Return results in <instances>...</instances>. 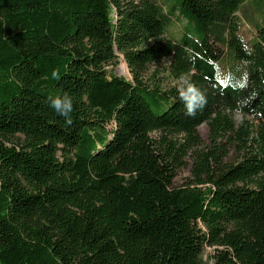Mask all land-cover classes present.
I'll list each match as a JSON object with an SVG mask.
<instances>
[{"label": "trees", "instance_id": "trees-1", "mask_svg": "<svg viewBox=\"0 0 264 264\" xmlns=\"http://www.w3.org/2000/svg\"><path fill=\"white\" fill-rule=\"evenodd\" d=\"M0 264H264V0H0Z\"/></svg>", "mask_w": 264, "mask_h": 264}, {"label": "clouds", "instance_id": "clouds-1", "mask_svg": "<svg viewBox=\"0 0 264 264\" xmlns=\"http://www.w3.org/2000/svg\"><path fill=\"white\" fill-rule=\"evenodd\" d=\"M180 102L184 105L186 115H195L196 111L206 104V97L190 82H184L178 88ZM49 106L61 117L66 124H71L73 101L69 94L64 93L49 99Z\"/></svg>", "mask_w": 264, "mask_h": 264}, {"label": "rangeland", "instance_id": "rangeland-1", "mask_svg": "<svg viewBox=\"0 0 264 264\" xmlns=\"http://www.w3.org/2000/svg\"><path fill=\"white\" fill-rule=\"evenodd\" d=\"M253 20H254L253 16H252L251 12H249L248 15L246 16V21L251 28H253V23H254ZM180 33H181L180 27L173 26L169 29V34L173 37H177ZM240 36L244 40V42H246V43H249L252 36H253L252 32L249 30L247 25H245L243 22H241V25H240ZM109 71L115 76L130 79V74H129L128 68L122 60H120V62L114 68H109ZM224 73H226L227 76L231 73V69H230V66L228 64L224 65ZM197 132H198L202 142L204 144H208L209 130H208L207 125H201L198 128ZM188 175L189 174H188L187 168H182L181 170H179L177 172V175L175 178V184L176 185L182 184L184 182V180L188 178ZM205 252H206L205 253V256H206L207 254H209L211 252V250L209 248H206Z\"/></svg>", "mask_w": 264, "mask_h": 264}]
</instances>
